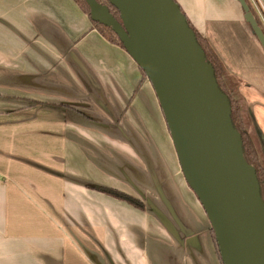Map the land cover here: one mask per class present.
<instances>
[{"label": "crops", "instance_id": "1", "mask_svg": "<svg viewBox=\"0 0 264 264\" xmlns=\"http://www.w3.org/2000/svg\"><path fill=\"white\" fill-rule=\"evenodd\" d=\"M173 1L222 63L230 29L258 53L237 0ZM211 229L134 57L74 0H0V264H222Z\"/></svg>", "mask_w": 264, "mask_h": 264}, {"label": "water", "instance_id": "2", "mask_svg": "<svg viewBox=\"0 0 264 264\" xmlns=\"http://www.w3.org/2000/svg\"><path fill=\"white\" fill-rule=\"evenodd\" d=\"M85 0L90 19L109 27L150 81L172 136L183 174L215 233L223 264H264V205L255 172L241 154L230 103L214 70L173 0ZM245 21L264 48V35L245 0Z\"/></svg>", "mask_w": 264, "mask_h": 264}, {"label": "trees", "instance_id": "3", "mask_svg": "<svg viewBox=\"0 0 264 264\" xmlns=\"http://www.w3.org/2000/svg\"><path fill=\"white\" fill-rule=\"evenodd\" d=\"M82 11L90 17V8L85 0H74ZM97 4L106 6L112 15V17L120 24L122 20L119 11L108 0H94ZM182 13V12H181ZM183 14V13H182ZM189 29L194 33L196 42L204 52L207 62L212 66L214 70V76L216 79L219 90L228 97L230 103V122L233 129L238 133L241 138V154L245 163L253 168L255 172L256 182L258 186V193L260 199L264 205V140L262 135L255 126L249 111L242 101L231 98L229 89L227 88V78L224 77L225 69L223 63L220 61L218 55L211 48L209 42L203 38L194 28H192L186 20ZM92 24L98 30V32L109 42L116 44L124 48L123 43L119 37L106 25L102 23L93 22ZM144 77L145 74L143 73ZM251 126L252 132L249 130ZM98 190L108 194L109 196L122 200L138 210H144V204L117 190L109 188H99ZM212 241L215 245L216 251L222 262L219 247L216 241L215 233L213 229L210 231Z\"/></svg>", "mask_w": 264, "mask_h": 264}, {"label": "rangeland", "instance_id": "4", "mask_svg": "<svg viewBox=\"0 0 264 264\" xmlns=\"http://www.w3.org/2000/svg\"><path fill=\"white\" fill-rule=\"evenodd\" d=\"M246 4L248 5L249 11L252 13L254 20L256 21L258 27L264 35V23L259 16V11L253 10L250 3L246 2ZM246 30L247 32L252 34L251 36L256 42L258 53L253 54L252 49L249 48L252 46H249V43L248 47L247 45L238 42V38H242V33L240 34L239 30L235 29H230L226 32L221 33H226L228 37L230 36V39L226 40L227 43H223V39L221 40L220 53L222 54L221 57L224 62V77L227 78V88L229 89L231 98L242 101L245 104L255 126L257 127L256 121L259 114L262 116V121L264 123V105H262L264 104V99L259 95L257 91L246 88V85L248 83H255L254 85L257 86L262 84V82L264 81V48L262 47L261 43L259 42L258 38L247 22ZM234 45L235 47L233 50L227 48L233 47ZM236 47L238 49H236ZM233 56H235L236 58ZM259 101H262V104ZM249 130L252 132L251 126L249 127ZM258 131L260 132L264 140V134L261 133L259 129Z\"/></svg>", "mask_w": 264, "mask_h": 264}, {"label": "built area", "instance_id": "5", "mask_svg": "<svg viewBox=\"0 0 264 264\" xmlns=\"http://www.w3.org/2000/svg\"><path fill=\"white\" fill-rule=\"evenodd\" d=\"M259 16L264 23V7H262L261 10H259Z\"/></svg>", "mask_w": 264, "mask_h": 264}, {"label": "bare ground", "instance_id": "6", "mask_svg": "<svg viewBox=\"0 0 264 264\" xmlns=\"http://www.w3.org/2000/svg\"><path fill=\"white\" fill-rule=\"evenodd\" d=\"M112 1H114L117 4H120V1L119 0H112Z\"/></svg>", "mask_w": 264, "mask_h": 264}]
</instances>
